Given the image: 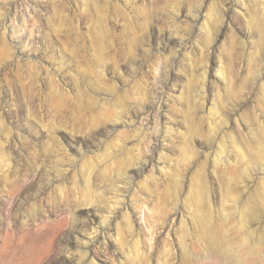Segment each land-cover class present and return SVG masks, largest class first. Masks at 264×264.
I'll use <instances>...</instances> for the list:
<instances>
[{
	"label": "rangeland",
	"instance_id": "rangeland-1",
	"mask_svg": "<svg viewBox=\"0 0 264 264\" xmlns=\"http://www.w3.org/2000/svg\"><path fill=\"white\" fill-rule=\"evenodd\" d=\"M235 263L264 264V0H0V264Z\"/></svg>",
	"mask_w": 264,
	"mask_h": 264
},
{
	"label": "bare ground",
	"instance_id": "bare-ground-1",
	"mask_svg": "<svg viewBox=\"0 0 264 264\" xmlns=\"http://www.w3.org/2000/svg\"><path fill=\"white\" fill-rule=\"evenodd\" d=\"M3 30H5V29H4V25H3ZM209 243H210V242H209ZM237 261L239 262L240 260H237ZM236 263H237V262H236ZM236 263H235V264H236ZM241 263H242V262H241Z\"/></svg>",
	"mask_w": 264,
	"mask_h": 264
}]
</instances>
